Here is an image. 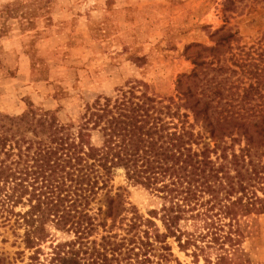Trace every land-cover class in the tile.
I'll return each mask as SVG.
<instances>
[{"label":"trees","instance_id":"1","mask_svg":"<svg viewBox=\"0 0 264 264\" xmlns=\"http://www.w3.org/2000/svg\"><path fill=\"white\" fill-rule=\"evenodd\" d=\"M233 37L208 50L215 57ZM263 40L241 48L233 81L238 71L229 65L209 62L201 71L206 64L194 59L176 97L134 86L128 97L98 98L77 125L49 111L0 116V225L13 229L20 249L8 263L165 264L173 240L197 262L253 264L245 243L264 214L256 189L264 171ZM87 133L99 143H87ZM118 176L160 208L145 217L113 195ZM102 195L106 210L95 206ZM102 214L122 233L92 239Z\"/></svg>","mask_w":264,"mask_h":264},{"label":"rangeland","instance_id":"2","mask_svg":"<svg viewBox=\"0 0 264 264\" xmlns=\"http://www.w3.org/2000/svg\"><path fill=\"white\" fill-rule=\"evenodd\" d=\"M228 34L234 37L214 57L208 49ZM262 38L264 0H0V116L49 111L60 123L77 125L98 98L128 97L134 86L138 94L148 88L161 97H176L179 80L197 69L194 59L206 64L201 71L210 69L209 62L229 65L238 71L233 81L240 75L233 63L241 48H257ZM86 136L87 143H99L96 133ZM204 137L213 147L209 135ZM259 160L264 165V154ZM262 177L256 186L260 197L264 171ZM114 186L112 194H121L145 217L160 208L159 199L128 185L123 176L115 178ZM105 200L102 195L95 206L106 210ZM255 219V236L245 248L253 264H264V214ZM100 220L104 227L92 239L122 233L111 218L102 214ZM17 240L10 226L0 225L5 264L17 257ZM170 244L173 257L165 264H204L181 252L173 240Z\"/></svg>","mask_w":264,"mask_h":264}]
</instances>
